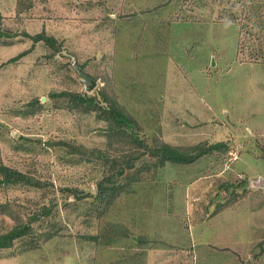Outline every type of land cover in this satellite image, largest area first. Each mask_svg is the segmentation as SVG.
Returning a JSON list of instances; mask_svg holds the SVG:
<instances>
[{
	"label": "rangeland",
	"instance_id": "1",
	"mask_svg": "<svg viewBox=\"0 0 264 264\" xmlns=\"http://www.w3.org/2000/svg\"><path fill=\"white\" fill-rule=\"evenodd\" d=\"M16 2L0 0V163L54 187L0 189V206L24 219L56 200L62 233L39 248L17 241L0 250V264H264V0H35L23 17ZM43 30L60 52L22 34ZM75 65L95 81L91 91ZM102 90L146 144L230 149L187 165L142 159L150 170L100 220L93 198L102 162L79 163L48 143L111 159L116 148L140 150L110 137L97 112L50 97L101 99ZM35 99L42 110L25 115ZM65 188L92 197L77 202ZM2 210L0 234L15 224ZM41 226L37 235L48 230Z\"/></svg>",
	"mask_w": 264,
	"mask_h": 264
},
{
	"label": "trees",
	"instance_id": "2",
	"mask_svg": "<svg viewBox=\"0 0 264 264\" xmlns=\"http://www.w3.org/2000/svg\"><path fill=\"white\" fill-rule=\"evenodd\" d=\"M35 0H17L16 15L23 17L29 14L35 8ZM28 17V16H27ZM22 34L33 41L34 44L43 42L47 47L51 48L54 53L60 52L57 40L53 36H49L45 30L36 35H31L28 32ZM6 34H0V37ZM13 34H8L7 38H11ZM16 37V36H14ZM5 45H9L8 43ZM54 53L52 55H54ZM28 55V51L22 52L15 58L10 60V63L18 62L23 57ZM101 99L97 96H88L85 94L64 91L61 93H53L50 95L52 99H61L63 102L68 101V108L71 110L82 111L83 113L97 112L98 118L107 123V131L110 137L122 136L127 138L129 143L135 145L139 149L134 152L122 151L116 148L119 155L113 159L110 158L111 153L101 152L97 150H89L83 146L76 145L66 141H60L55 144L51 142L48 145L65 148L67 155L70 157H80L79 163H91L99 160L104 165L103 178L97 182V193L94 196L96 215L98 219H102L113 203L127 191V188L135 183L140 182L139 175L143 172L149 171V165L143 162L138 166V163L146 157L151 158L155 167H164L166 164H181L187 165L194 163L212 151H220L227 153L230 145L224 142H219L208 147H189L178 148L164 143H155L149 145L140 140L137 136L138 127L135 120L131 119L123 108L118 106V103L112 97L102 90L100 92ZM39 100L35 99L27 105L25 115L34 116L42 110L39 106ZM35 106H39L35 108ZM144 161V160H143ZM107 168V170H106ZM54 187V184L42 181L31 174L22 172L18 169L8 167L0 163V189L13 187H26L37 190H47L48 187ZM63 193L69 192L77 202H82L90 199V193H84L78 189L65 188L61 189ZM70 203V202H68ZM67 205V202L66 204ZM69 205V204H68ZM100 205V206H98ZM59 203L56 200H50L49 205H40L37 209L29 212L25 218L21 217L19 213L9 207V205L0 206L1 213L6 214L15 222L14 226L0 234V250L11 249L17 241L28 238L27 245L29 248H39L43 242L59 236L62 229L57 225L56 208ZM98 206V207H97ZM35 224H48V230L44 234H36ZM46 227V228H47ZM92 240L93 238H88Z\"/></svg>",
	"mask_w": 264,
	"mask_h": 264
},
{
	"label": "water",
	"instance_id": "3",
	"mask_svg": "<svg viewBox=\"0 0 264 264\" xmlns=\"http://www.w3.org/2000/svg\"><path fill=\"white\" fill-rule=\"evenodd\" d=\"M75 69L78 72L80 78L83 80L85 86H86V90L89 92L91 91L94 87H95V81L91 78V76H89L88 74H85L82 72L81 68L78 67L77 65H75ZM262 181V180H260ZM261 182H258L257 184H255V187H260Z\"/></svg>",
	"mask_w": 264,
	"mask_h": 264
}]
</instances>
